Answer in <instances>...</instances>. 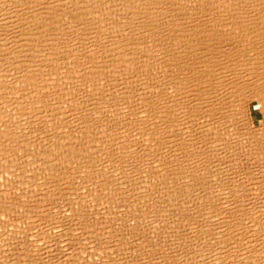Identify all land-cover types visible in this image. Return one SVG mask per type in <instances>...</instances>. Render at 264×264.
<instances>
[{"label":"bare ground","instance_id":"6f19581e","mask_svg":"<svg viewBox=\"0 0 264 264\" xmlns=\"http://www.w3.org/2000/svg\"><path fill=\"white\" fill-rule=\"evenodd\" d=\"M263 47L264 0H0V264H195V144L258 151ZM245 176L215 177L206 219Z\"/></svg>","mask_w":264,"mask_h":264},{"label":"rangeland","instance_id":"374dc122","mask_svg":"<svg viewBox=\"0 0 264 264\" xmlns=\"http://www.w3.org/2000/svg\"><path fill=\"white\" fill-rule=\"evenodd\" d=\"M242 30V31H241ZM239 31V32H238ZM237 31L238 34H235L234 33V40L236 41H239L241 38L242 39H246L248 36L246 35L247 34V31L243 32V28H239ZM241 32V33H240ZM243 34L246 35V37L244 36H241ZM236 35H237V38H236ZM241 38H239V37ZM239 38V39H238ZM249 38V37H248ZM264 48V47H263ZM198 55V54H197ZM198 58V57H197ZM195 57V61L196 60H199ZM196 111H195V127L196 129L198 128L197 125H199V122L197 123V120L199 119V114H197ZM202 118V116H201ZM250 119H251V122L254 124V126H259V127H264V109L263 108H260V106L258 105V103L256 101H253L251 103V116H250ZM229 128H232V127H229ZM195 129V134L197 133ZM226 129H228V127H226ZM230 131V130H229ZM221 131H214V133L212 134H209L211 137H209L211 140L208 141V137H205L207 138L206 140V144L210 143L211 147H208L209 145H205L204 143V146L202 145V147L205 149L206 148V151H211V152H208L206 154L203 153L205 150H203V148L201 147V145L199 144H195V153H196V156H195V163L198 162V165H200L201 163V166H197V168L200 170L199 172H195V177H202L201 180H199V185L196 186V189L195 191H198L196 194H197V197H196V194H195V204L198 205L195 207V238H194V242L193 245H195V264H217L215 260L218 261V259H220V256L221 258H226L228 257L227 254H230L229 257H232L233 255V249L236 250L235 247L239 248L238 251H240V249L242 251H240V253L242 254L241 256L239 255L238 257V262L239 264H241V262H245V261H250L248 260L250 255L248 254L247 251L244 250V247L246 249V247L249 245V243H246L247 242H251L250 245H255L254 246H250V249L251 248H258L259 245L263 244L264 243V168L262 169L259 165V162H261V165H262V162L264 161V148L262 149L261 147H264V145L262 144V141L264 143V136L261 137V139H259V141L256 145V147H259L258 145H260V147L258 148V151L259 155L258 157H254L253 155L254 152H253V149H255L257 151V149L255 148V146H250V144H244V143H249V141L247 139H244V138H240L239 135H236V133L232 130L229 132V135L232 136H228L230 138V140H228V144H229V148H233L231 150H227L225 152V150L223 151L221 149V145L219 143V139H217V137H220L219 135H221L220 133ZM220 133V134H219ZM264 133V131H263ZM215 134V136H214ZM219 134V135H218ZM234 134V135H233ZM207 135V136H209ZM264 135V134H263ZM213 136V137H212ZM215 138V139H214ZM238 138L240 140H238ZM246 138V137H245ZM214 139V141L212 140ZM218 141L217 143L215 141ZM235 141V144H234V141ZM262 140V141H261ZM238 141V142H236ZM247 141V142H246ZM234 144V145H233ZM213 145V146H212ZM233 147H232V146ZM247 145V146H246ZM200 146V148H199ZM218 146V147H217ZM216 147V148H215ZM236 149H235V148ZM251 148V151L253 152H250L249 148ZM196 148L200 149V154L201 155H198L199 153H197L198 150H196ZM214 149V150H211V149ZM218 148V150H217ZM240 148V149H239ZM243 148V149H242ZM248 149V150H247ZM220 150V151H219ZM239 150L238 152L239 153H236V151ZM202 151V152H201ZM234 151V152H233ZM244 151L246 152H249V153H252V157L256 159V161L258 162L257 158L261 161H259L258 163L255 161V162H251L250 160H247V158L245 156H243L245 153ZM255 151V152H256ZM257 151V153H258ZM212 152H214V154H212ZM220 152V153H219ZM227 152H231V154H227ZM240 152H241V156L239 157L238 155H240ZM242 152H243V155H242ZM211 153V154H209ZM235 155H234V154ZM236 154H238L236 156ZM198 155V156H197ZM210 155V156H209ZM215 155V156H214ZM251 155V154H250ZM256 155V156H257ZM224 156V157H223ZM198 157V158H197ZM200 157V158H199ZM203 157V158H202ZM238 157V158H237ZM244 157V159H243ZM204 160H207V161H203ZM224 159V160H223ZM229 159V161L231 162V159L234 160L233 163L235 162H238V164L236 165L234 163L235 166H233V168L231 167V169H229L230 171L228 170H225L224 171V167L227 166L226 169H228L229 165V161L227 160ZM240 159V160H239ZM242 159V160H241ZM213 160V161H212ZM222 161V162H221ZM228 161V163L226 162ZM225 162V164L223 163ZM240 163L242 164V166H240ZM245 163V164H244ZM254 163V164H253ZM225 166H223V165ZM251 164V165H250ZM253 164V165H252ZM197 165V164H196ZM205 166V167H204ZM237 166V167H236ZM244 166L246 168H244ZM253 166V168H251ZM209 167V168H208ZM260 169V170H258ZM204 168V169H203ZM256 168V169H255ZM236 169V170H235ZM242 169V170H240ZM207 170V171H206ZM220 170V171H219ZM222 170V171H221ZM240 170V171H239ZM246 170V171H245ZM251 170H255L254 174L257 175V176H254L251 175L253 172H251ZM257 170V171H256ZM234 172L236 171V173H234L232 175V173L230 172ZM245 171V172H244ZM263 171V172H262ZM201 172V173H200ZM222 172V174L220 173ZM241 172V173H239ZM242 172H244L246 174V176L244 174H242ZM250 172V173H248ZM260 172V174L263 173V175L261 176H258L260 174H258ZM206 173V174H205ZM229 173V174H228ZM257 173V174H256ZM200 174V175H199ZM227 174V175H226ZM241 174V175H240ZM249 174V176H248ZM225 175V176H224ZM230 175V176H229ZM238 175V177H246L245 180L247 181L246 184L247 185H252V186H243L242 188H240V193H234V190L233 193H231L230 195V199L227 200V202H229V210L227 214L228 216L226 218H220V220H210L209 219H206L205 218V215L207 213V210H208V206L211 207V206H214L217 205V201L215 199H212L211 196H209L208 192L211 191L210 189L213 188L214 184L215 186L218 185V183L220 182V180L218 179H215V177H236ZM255 178H254V177ZM206 177V178H205ZM248 177V178H247ZM260 178L258 180V178ZM206 179V180H205ZM253 179V180H252ZM255 179V180H254ZM252 180V181H251ZM215 181V182H214ZM219 181V182H218ZM260 181V182H259ZM262 181V182H261ZM258 182V183H257ZM207 184V185H206ZM261 184V186H260ZM202 186V187H201ZM214 186V187H215ZM198 187H201V188H198ZM260 187V188H258ZM246 190H245V189ZM250 188V189H249ZM201 189V190H200ZM203 192V193H201ZM205 190V191H204ZM242 190H245V191H242ZM251 190V191H250ZM207 191V192H206ZM239 192V190L237 191ZM262 192V193H261ZM202 196L201 198L198 196ZM246 194V195H245ZM238 195V196H237ZM260 195V196H259ZM211 197V198H210ZM251 199V202H252V199L254 200L252 202V205L251 203L247 204V203H244L243 200H246L248 201V199ZM199 198V200H198ZM209 199H211V202H209ZM238 201H237V200ZM249 199V200H250ZM197 200V201H196ZM232 200V201H231ZM233 200H236L235 202H233ZM216 203H213L215 202ZM260 202V203H257V202ZM242 202V203H241ZM255 202V203H254ZM263 202V204L261 203ZM201 203V204H200ZM206 203V204H205ZM245 204V205H244ZM262 204V205H261ZM233 205V206H231ZM252 205V206H251ZM199 208V209H198ZM202 208V209H201ZM236 208V209H235ZM262 208V209H261ZM199 213V214H198ZM262 213V215H260ZM243 214V215H242ZM200 215V216H199ZM204 216V217H203ZM240 216V218H239ZM199 217V218H198ZM205 218V219H204ZM255 218V219H254ZM225 219V220H224ZM242 219V220H241ZM257 219V220H256ZM197 220V221H196ZM206 222H203L205 221ZM259 220V221H258ZM216 221V222H215ZM203 222V223H202ZM259 222V223H258ZM207 223V224H206ZM259 224V225H258ZM261 224V225H260ZM203 225V226H202ZM258 227V228H257ZM262 228V229H261ZM260 229V230H259ZM210 230V231H208ZM212 230V234L210 233ZM221 230V231H220ZM213 231H215L213 233ZM226 231V232H225ZM237 231V232H236ZM239 231V232H238ZM241 231V232H240ZM209 232V233H208ZM219 232V233H218ZM257 232V233H255ZM217 233V234H216ZM227 233V234H226ZM240 233V234H238ZM222 234V235H221ZM236 234V235H235ZM247 237H246V236ZM227 236V237H226ZM225 237V238H223ZM237 237V238H236ZM221 238V239H220ZM236 238V239H235ZM223 239V240H222ZM254 240V241H253ZM259 240V241H258ZM253 241V242H252ZM255 243V244H253ZM261 243V244H260ZM248 244V245H247ZM258 244V245H257ZM243 245V246H242ZM247 245V246H246ZM248 248V247H247ZM227 250V251H226ZM232 250V251H231ZM256 250V249H255ZM260 249H258L259 251ZM233 252L231 254V252ZM245 251V252H244ZM251 251H254V249H252ZM230 252V253H229ZM225 253V254H224ZM239 253V254H240ZM245 253H247L248 255H246ZM214 254V255H213ZM214 257H213V256ZM245 255V258L244 256ZM117 256V255H116ZM212 256V257H211ZM247 256V257H246ZM228 257V258H229ZM262 257H264V255H262ZM260 257V259L262 260L263 258ZM117 258H120V255L117 256V257H114L115 261H117L116 259ZM121 258H123L121 256ZM121 258L119 260H121ZM212 258V259H211ZM214 258V259H213ZM243 258V259H242ZM242 261H241V260Z\"/></svg>","mask_w":264,"mask_h":264}]
</instances>
